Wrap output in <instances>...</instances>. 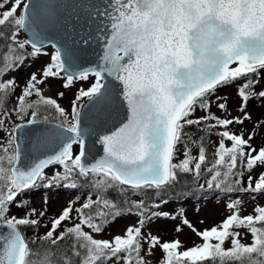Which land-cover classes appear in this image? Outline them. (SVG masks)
<instances>
[{
	"label": "snow or ice",
	"instance_id": "snow-or-ice-1",
	"mask_svg": "<svg viewBox=\"0 0 264 264\" xmlns=\"http://www.w3.org/2000/svg\"><path fill=\"white\" fill-rule=\"evenodd\" d=\"M90 7L102 20L95 36L101 54L83 66L66 45L43 36L48 21L33 0H0V105L15 96L11 110L0 107V133L7 137L0 136V264H148L145 256L157 248L162 252L159 264H264V206H256L255 215L241 216L238 198L227 204L231 214L218 225L197 230L186 218L182 221L202 241L193 246L144 232L153 218L169 216L153 210L166 201L149 204L144 197L179 186L184 175L196 182L206 177L200 190L264 193V171L250 174L264 166V147L250 143L255 132L246 137L229 130L251 119L249 100L264 99V88L257 90L264 78V0H100ZM45 40L52 52L45 51ZM40 55L49 56V62L23 86L15 77L3 79ZM50 78H63L66 88L74 81L86 86L79 87L66 109L43 94L40 85ZM237 81L239 114L217 115L213 98L219 112L228 111L217 89ZM117 100L124 103L126 117L98 136L102 155L89 160L91 130L85 127L83 107L90 105L93 117L103 122ZM40 124L50 127L37 136L35 146L55 147L22 167L19 133ZM194 125L222 129L215 133L220 139L214 158L203 170V141L193 156L184 139V129ZM182 143V158L174 162ZM85 184L90 191L79 207L70 201L44 225L43 234L25 236L23 229L38 228L46 210L28 208L20 200L23 193L39 186L76 189ZM124 215L137 216L136 223L111 238L94 237ZM68 221L73 222L65 226ZM240 227L251 233V243L241 242L234 230ZM66 240L61 252L58 246Z\"/></svg>",
	"mask_w": 264,
	"mask_h": 264
},
{
	"label": "rangeland",
	"instance_id": "rangeland-1",
	"mask_svg": "<svg viewBox=\"0 0 264 264\" xmlns=\"http://www.w3.org/2000/svg\"><path fill=\"white\" fill-rule=\"evenodd\" d=\"M10 7V5H9ZM2 11V10H0ZM45 51L52 52L50 46H45ZM49 56L40 55L38 57H33L24 61L23 65L15 71H10L3 77V79H8L10 77H15L17 82L23 86L28 80L29 76L33 72H39L42 68L49 62ZM240 82L237 81L230 85H225L217 89L216 95L227 101L228 111L227 113H221L215 107V98H213V108L212 111L217 115L224 116L225 118H230L231 116L238 115L237 106L240 103L239 98L237 97V86ZM86 86L81 84L78 81H74L73 85L69 87H64L63 78H50L45 84L40 85L43 94L46 97H52L57 99L58 103L68 109L71 101L75 98V94L78 92L79 87ZM264 88V78L260 79L258 86ZM19 88L16 90V95H19ZM63 92L64 95L60 96L59 93ZM15 106V96L10 99V107L8 110H11ZM3 107V105H0ZM247 112L250 114L251 119L245 120L242 125L234 124L230 126L231 131L236 133L244 132L245 136L251 132H255L254 138L250 143L256 147H264V99L255 98L251 99L248 102ZM41 115H47V112H42ZM197 116L203 115L202 112L197 111ZM11 120H15V116L11 117ZM11 120L6 121V125L11 123ZM211 123V122H210ZM222 129H208L205 128V132L208 131L207 137L210 139L209 144L205 146L206 148V162L202 165V170L204 167L210 166L211 161L213 160V154L215 152V147L218 144L220 137L215 133L221 131ZM203 134V135H204ZM0 136H4L6 139L5 133H0ZM191 138L188 141L187 146L191 149V154L193 156H198V151L200 147V142L198 145L195 144L193 136L186 135L185 138ZM204 144V143H203ZM226 144L230 146V142L226 141ZM184 145L183 143L178 146L176 160L182 158ZM58 167V166H57ZM264 171V166L256 167L250 174L253 177H257L258 174ZM247 176L248 173L244 176V186H247ZM206 177H202L198 182L204 183ZM90 189L85 186H81V189H72L65 188L62 185L53 186L51 188H45L39 186L28 190L20 196V200L27 202L28 208H35L37 213L40 211L46 210V216L42 219L41 225L36 229L25 228L23 229L24 234L27 238L31 239L34 235H41L46 231L44 227L45 224H48L51 219L55 218L64 207L68 205L70 201H76L74 207H79L81 203L84 202L87 194ZM203 193H208L206 196H196V197H183V201L172 202L163 199L166 201L161 204L159 209H153L159 212L169 213L168 217L157 216L148 222L144 228V232H151L154 235H157L161 238L162 241H171L174 239H179L182 242V245L187 248L193 246L194 244L201 243L200 238L189 228L187 225L183 224V220L186 218L192 226L197 230H203L210 228L214 225H218L227 215L231 214L230 210L227 208V204L231 200L239 199L240 204V215L246 216L249 214L255 215L256 206H264V193H251V192H233V193H224L218 190H208L206 187L202 190ZM77 197L79 200L77 201ZM45 198H47V204H45ZM160 201H154L158 203ZM12 212L23 215V213L12 207ZM73 216L75 213L73 212ZM175 216V219L171 217ZM137 221V216L135 215H124L117 217L115 220L108 223L104 230L101 233H94V237L97 239L111 238L115 234H122L127 226L135 224ZM203 221V223H201ZM73 221L66 222L65 226H69ZM179 226L181 231L177 232L176 228ZM87 230V229H85ZM240 233V238L242 243H251L252 236L251 233L244 227L234 229ZM226 248L230 247V242L226 241ZM183 250V249H181ZM143 254V253H142ZM162 258V252L157 248L153 255L148 257L145 256V259L148 260V264H159L160 259ZM111 264V262H110Z\"/></svg>",
	"mask_w": 264,
	"mask_h": 264
},
{
	"label": "water",
	"instance_id": "water-1",
	"mask_svg": "<svg viewBox=\"0 0 264 264\" xmlns=\"http://www.w3.org/2000/svg\"><path fill=\"white\" fill-rule=\"evenodd\" d=\"M35 10L48 21L43 30V36L66 45L74 54L76 62L88 66L96 62L101 54V46L95 39L97 25L102 22L94 15V9L90 6L100 4V0H33ZM102 6V5H101ZM89 43L84 44L83 40ZM48 45L45 40V46ZM83 112L86 114L85 127L90 128L87 137L89 147L88 158L102 155V146L98 142V136L112 130L126 117L127 111L124 103L117 100L108 110L103 122L93 117V109L85 104ZM49 125H35L22 129L19 133V144L23 152L22 167H26L31 158L41 155L43 152H51L55 144L35 146V141L40 133L46 131Z\"/></svg>",
	"mask_w": 264,
	"mask_h": 264
},
{
	"label": "trees",
	"instance_id": "trees-1",
	"mask_svg": "<svg viewBox=\"0 0 264 264\" xmlns=\"http://www.w3.org/2000/svg\"><path fill=\"white\" fill-rule=\"evenodd\" d=\"M2 48H3V45L0 44V49ZM10 99L6 105H3V107H6L7 110L10 107ZM205 128L206 127L204 125H199V126L194 125V126L186 127L184 131L186 135L194 137L193 140L197 145L202 140L204 145L206 146L207 144H209L210 139L207 137L208 134H204V133H208V131L205 132ZM184 139L189 141L191 138L186 137ZM198 182L194 181V179L191 178L190 176L184 175V176H181V183L179 186L166 190L162 195H156V194L149 192L147 196H145L144 198L149 202V204H152L154 203V201H157L159 199L160 200L165 199V200L172 201V202H179V201H182L183 200L182 198L185 196H188V197L199 196L200 197L203 191L200 190L198 186ZM83 186L87 187L86 184ZM76 189H81V187H78ZM206 195H208V193H203L202 196L204 197ZM113 196L114 198L117 199V202H119V198L115 197V194H113ZM133 198H138V197H133ZM67 244H68V241L66 240L63 244L58 246L61 252H63L66 249ZM31 247L35 250L37 246L31 245ZM205 264H210V262H205Z\"/></svg>",
	"mask_w": 264,
	"mask_h": 264
}]
</instances>
